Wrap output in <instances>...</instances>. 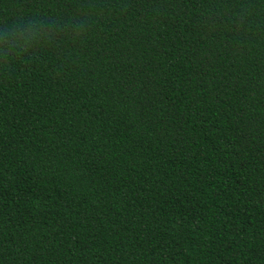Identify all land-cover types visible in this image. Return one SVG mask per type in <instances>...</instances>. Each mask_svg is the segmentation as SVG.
<instances>
[{
    "label": "trees",
    "instance_id": "1",
    "mask_svg": "<svg viewBox=\"0 0 264 264\" xmlns=\"http://www.w3.org/2000/svg\"><path fill=\"white\" fill-rule=\"evenodd\" d=\"M14 25L0 264H264V0H0Z\"/></svg>",
    "mask_w": 264,
    "mask_h": 264
},
{
    "label": "clouds",
    "instance_id": "2",
    "mask_svg": "<svg viewBox=\"0 0 264 264\" xmlns=\"http://www.w3.org/2000/svg\"><path fill=\"white\" fill-rule=\"evenodd\" d=\"M36 32L34 28L20 29L19 26H11L7 31L0 33V43L6 47L0 48V56L7 57L13 51L22 50L34 41Z\"/></svg>",
    "mask_w": 264,
    "mask_h": 264
}]
</instances>
